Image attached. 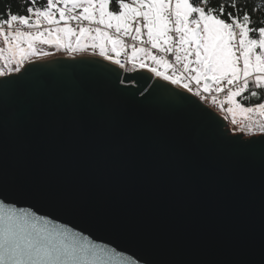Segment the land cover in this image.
Instances as JSON below:
<instances>
[{
  "label": "snow or ice",
  "instance_id": "snow-or-ice-1",
  "mask_svg": "<svg viewBox=\"0 0 264 264\" xmlns=\"http://www.w3.org/2000/svg\"><path fill=\"white\" fill-rule=\"evenodd\" d=\"M210 4L0 0V264H246L201 258L178 227L197 182L180 129L214 120L207 102L228 121L217 131L222 143L264 157V15L254 18L264 0ZM46 46L100 57L116 76L142 69L145 84L155 82L125 76L95 93L75 81L49 84L40 79L46 66L33 63L54 54ZM127 88L154 98L157 119L134 124L113 109L111 91ZM21 105L33 113L31 129L16 118ZM136 190L159 222L132 256L40 214L49 204L103 216ZM119 211L123 223L141 224L134 208Z\"/></svg>",
  "mask_w": 264,
  "mask_h": 264
},
{
  "label": "water",
  "instance_id": "water-1",
  "mask_svg": "<svg viewBox=\"0 0 264 264\" xmlns=\"http://www.w3.org/2000/svg\"><path fill=\"white\" fill-rule=\"evenodd\" d=\"M33 63L46 66L47 70L40 73V79L46 83L52 84L57 79L80 82L94 93L105 91L112 80L118 81L125 76L140 77L139 83L144 87L155 82L153 78L145 84L144 78L151 74L142 69L135 72L118 70L119 76L108 74L104 68L116 66L92 55L54 57ZM109 102L130 123L148 124L157 119L154 98L141 96L133 88L119 92L113 89ZM206 106L213 113L214 120H193L180 129L197 182L192 211L187 219L178 222V227L196 254L203 259L262 264L264 157L258 149L254 155H241L235 145L222 143L217 131L228 121H224L213 106ZM16 118L31 129L33 113L29 106H19ZM42 207L40 214L50 213L49 219L67 224L70 228L78 225L74 227L75 231L86 228L89 231H85L84 235L95 243L114 247L128 256L144 248L159 222L155 206L147 202L140 190L134 191L129 201L118 205L117 210L98 217L55 205L45 204ZM127 207L134 208L141 217L139 226L131 227L121 221L119 209Z\"/></svg>",
  "mask_w": 264,
  "mask_h": 264
},
{
  "label": "trees",
  "instance_id": "trees-1",
  "mask_svg": "<svg viewBox=\"0 0 264 264\" xmlns=\"http://www.w3.org/2000/svg\"><path fill=\"white\" fill-rule=\"evenodd\" d=\"M4 2H6V0H4ZM46 0H38V6H43L45 4ZM199 0H193V3H198ZM229 0H211V4L210 6H216L220 3H228ZM259 0H239V3L244 4L247 3L249 4V6H251L252 4L258 3ZM13 11H15V8H13ZM264 15V10L260 11V12H256L254 13V18L256 16H261ZM239 99V98H238ZM257 102L255 99L252 100V103Z\"/></svg>",
  "mask_w": 264,
  "mask_h": 264
},
{
  "label": "rangeland",
  "instance_id": "rangeland-1",
  "mask_svg": "<svg viewBox=\"0 0 264 264\" xmlns=\"http://www.w3.org/2000/svg\"><path fill=\"white\" fill-rule=\"evenodd\" d=\"M0 46H2V41H0ZM46 50H48V51L54 53L53 55H51V56H49V57H58V56L66 55V53L63 52V51L57 52V51L55 50V48H53V47H47V46H46ZM83 55H91V54L86 53V54H83ZM46 58H47V57H46ZM207 104H209V105L211 106L210 101L207 102ZM238 118H239V117H238ZM229 127H231L230 124H229Z\"/></svg>",
  "mask_w": 264,
  "mask_h": 264
},
{
  "label": "built area",
  "instance_id": "built-area-1",
  "mask_svg": "<svg viewBox=\"0 0 264 264\" xmlns=\"http://www.w3.org/2000/svg\"><path fill=\"white\" fill-rule=\"evenodd\" d=\"M126 42L129 43V44L133 43L129 38H126ZM169 59L170 60H174V57L169 56Z\"/></svg>",
  "mask_w": 264,
  "mask_h": 264
},
{
  "label": "bare ground",
  "instance_id": "bare-ground-1",
  "mask_svg": "<svg viewBox=\"0 0 264 264\" xmlns=\"http://www.w3.org/2000/svg\"><path fill=\"white\" fill-rule=\"evenodd\" d=\"M78 55H80V54H78ZM66 56H68V55L66 54V55L58 56V57H66ZM48 58H54V57H47V58H45V59H48Z\"/></svg>",
  "mask_w": 264,
  "mask_h": 264
}]
</instances>
